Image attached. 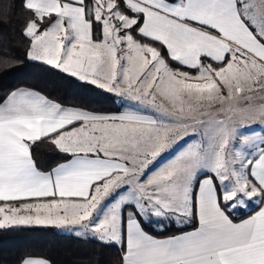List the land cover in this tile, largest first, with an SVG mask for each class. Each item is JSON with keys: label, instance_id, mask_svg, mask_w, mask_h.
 Returning <instances> with one entry per match:
<instances>
[{"label": "snow or ice", "instance_id": "6c2138e0", "mask_svg": "<svg viewBox=\"0 0 264 264\" xmlns=\"http://www.w3.org/2000/svg\"><path fill=\"white\" fill-rule=\"evenodd\" d=\"M18 7L29 61L114 94L123 111L26 86L0 94V229L119 245L121 264H264V0ZM45 142L60 154L50 170L33 155Z\"/></svg>", "mask_w": 264, "mask_h": 264}, {"label": "trees", "instance_id": "16d2710c", "mask_svg": "<svg viewBox=\"0 0 264 264\" xmlns=\"http://www.w3.org/2000/svg\"><path fill=\"white\" fill-rule=\"evenodd\" d=\"M19 3L20 0H0V57L11 58L6 67L0 66V94L26 86L64 106L96 113L123 111L114 94L26 58L27 44L21 35L25 16ZM9 4L16 6L8 8ZM33 155L42 170H50L61 162L60 154L46 142L37 143ZM175 231L173 225L168 234ZM30 253L46 256L52 264H121L122 256L119 245H104L52 227L0 229V264H17L20 257Z\"/></svg>", "mask_w": 264, "mask_h": 264}, {"label": "rangeland", "instance_id": "374dc122", "mask_svg": "<svg viewBox=\"0 0 264 264\" xmlns=\"http://www.w3.org/2000/svg\"><path fill=\"white\" fill-rule=\"evenodd\" d=\"M123 109V108H122ZM255 127V126H254ZM23 227H26V226H23ZM30 227V226H28ZM59 232H62V233H66V234H71V235H75L74 233L70 232V231H67V230H61V229H57ZM76 236V235H75ZM80 237H84V236H80ZM85 238V237H84Z\"/></svg>", "mask_w": 264, "mask_h": 264}, {"label": "crops", "instance_id": "0c3cea01", "mask_svg": "<svg viewBox=\"0 0 264 264\" xmlns=\"http://www.w3.org/2000/svg\"><path fill=\"white\" fill-rule=\"evenodd\" d=\"M65 107H69V106H65ZM74 108V107H73ZM103 114H116V113H103Z\"/></svg>", "mask_w": 264, "mask_h": 264}]
</instances>
